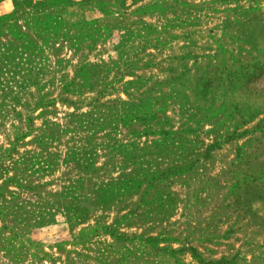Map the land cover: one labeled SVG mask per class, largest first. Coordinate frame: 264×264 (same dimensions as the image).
<instances>
[{"label":"rangeland","instance_id":"1","mask_svg":"<svg viewBox=\"0 0 264 264\" xmlns=\"http://www.w3.org/2000/svg\"><path fill=\"white\" fill-rule=\"evenodd\" d=\"M0 264H264V0H0Z\"/></svg>","mask_w":264,"mask_h":264},{"label":"crops","instance_id":"2","mask_svg":"<svg viewBox=\"0 0 264 264\" xmlns=\"http://www.w3.org/2000/svg\"><path fill=\"white\" fill-rule=\"evenodd\" d=\"M150 117L153 120L154 114ZM156 127H157V133H155V135H156V138H158V140L164 142L166 145L168 144L175 145L176 141H174V136L176 135L177 132H179V130L173 128L170 125H167V127L166 126L164 127V125L158 127V124H156Z\"/></svg>","mask_w":264,"mask_h":264}]
</instances>
